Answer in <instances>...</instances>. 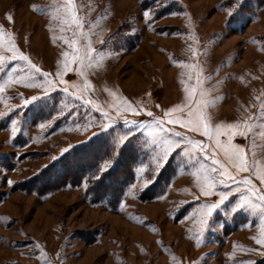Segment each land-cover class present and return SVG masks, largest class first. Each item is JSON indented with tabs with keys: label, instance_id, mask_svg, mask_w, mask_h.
Listing matches in <instances>:
<instances>
[{
	"label": "rangeland",
	"instance_id": "rangeland-1",
	"mask_svg": "<svg viewBox=\"0 0 264 264\" xmlns=\"http://www.w3.org/2000/svg\"><path fill=\"white\" fill-rule=\"evenodd\" d=\"M66 4L0 0V55H13L11 39L17 57L23 51L59 82L50 90L34 85L19 59L0 65L12 73L10 79L0 73V82L9 79L0 93V264H264L258 243L264 218L258 209L236 208L243 186L201 225V207L219 197L203 195L195 170L198 159L212 161L178 146L163 163L153 134L125 122L163 118L165 127L204 141L205 153L224 161L222 150H212L214 140L191 125L171 124V117L187 118L191 105L195 121L192 102L200 100L212 127L246 121L247 136L236 135L233 143L245 146L251 170L232 171L260 186L264 0H73L79 29L65 22ZM73 33L80 37L76 46L67 42ZM83 34L99 66L71 63L61 79L55 74L63 52L83 49ZM33 95L41 97L23 105ZM115 103L133 107L117 111ZM175 104L182 111L167 113ZM43 121L51 123L40 128ZM232 183L218 191H230Z\"/></svg>",
	"mask_w": 264,
	"mask_h": 264
},
{
	"label": "snow or ice",
	"instance_id": "snow-or-ice-1",
	"mask_svg": "<svg viewBox=\"0 0 264 264\" xmlns=\"http://www.w3.org/2000/svg\"><path fill=\"white\" fill-rule=\"evenodd\" d=\"M242 2V0H241ZM241 4V3H240ZM238 4L237 7L240 5ZM34 8H38V5H33ZM64 18L65 22L74 23L77 28L83 27V21L80 17H78L74 6L73 0H67V4L64 6ZM144 17L151 22L152 12L151 9H145ZM8 19L12 20V14L8 13ZM5 35V27L0 24V46H2ZM11 36V33L8 34ZM86 43L83 45V49L77 46L75 51H65L63 52L64 60L62 61V68L58 69L56 72V76H59L61 79L63 78L64 72L71 70L69 65L71 63L79 62V64L84 66H91V61L95 60L96 65L99 66V60H96L95 57H91L90 53H94L97 50L92 47L91 40L87 37V34H83ZM70 45L76 46L80 43V37L77 36L76 33H73V38L70 41H67ZM7 43L11 46V51L13 55L4 56L0 55V65H3L4 61H16L17 59L21 61L27 62L28 70L32 72L31 81L32 83L38 84L47 89H52L53 87H58L59 82L55 77L49 79L52 76L49 72H40V69L35 65L29 57L23 52L19 51V57L15 55L18 51L15 43L11 39L7 41ZM82 52V54H81ZM86 61L88 63L86 64ZM18 67V66H17ZM0 73H5L9 79L11 78L12 73L8 72L5 67L0 66ZM42 75L43 79L39 78V75ZM9 79H4L3 82H0V93L4 92L5 86L9 83ZM23 82V80H21ZM67 84V81H64ZM64 93H68L74 98L83 99V96H77L76 92L69 93V89L67 87L61 88ZM188 92L189 98L192 96V91L190 89H185ZM47 93L42 94L41 96L46 95ZM41 96L33 95L27 99L23 100V105H27L32 101L38 99ZM86 103L91 104V101H86ZM192 103L196 104L197 107L195 109L196 120L193 121L192 117L194 115L193 108L191 105L188 106V114L187 118H182L181 116H172L170 119L171 124L182 123L185 127L193 126V129L196 131H202L203 134L209 137V140H214L215 143L211 146L213 152L216 150H222L223 155L225 157L224 161L220 159H216L214 155H208L205 153V142L202 140H196L192 137L188 136L184 132H175V130L171 127H165L163 118H154L152 120H128L125 119V122L131 125H138L140 129L152 133V142L154 147L162 148V152L160 153V159L163 163L167 162V158L169 156L170 151L176 149L178 146H183V152L191 155L193 150H198L199 153H204L208 156V159L212 161V163H205L203 160L198 159L199 167L196 168V177L199 182L200 190L203 195L213 196L216 195L219 199L209 200L204 203V205L200 209V224L205 225L208 223V218L211 216L213 211L222 204V202L232 193H241V186H243V195H239L238 202L236 203V208L246 207L252 212H256L258 209L262 218H264V169L259 170V176L261 184L260 186L257 183L253 182L250 176H241L239 179L236 178L232 169L236 171H245L251 170L248 167L247 160V151L244 145L233 143V137L236 135L247 136L249 125L246 121H241L237 123H232L228 125H216L212 127L209 123V117L203 110L202 104L203 101L197 100ZM117 111L131 109L133 106L130 103H127L123 108L120 103H115L112 105ZM19 107V106H16ZM182 111L181 104H175L171 108L167 109V113H177ZM101 113L103 116L107 117L109 121L112 120L111 115L101 109ZM0 115H4V113H0ZM152 114L149 112V116ZM103 122V121H102ZM18 121L13 119L11 121L12 124V136L15 137L17 132ZM51 121H43L39 124L40 128H44L46 124H50ZM110 125L108 123H104V128H108ZM175 132V137L173 138V133ZM131 134V133H129ZM221 135L226 137L225 140H221ZM127 137H121V141ZM72 145H69V148ZM67 149H62L66 151ZM55 159V157H54ZM105 164H109V161H104ZM107 168L101 167L98 171L102 174L106 171ZM233 182L230 188V191L223 190L218 191L219 186H224L229 184V182ZM9 184H14L15 181L11 179L8 180ZM4 219H8L4 217ZM203 232V229H201ZM201 243L200 237H197V244ZM258 243L264 245V236H262ZM39 247V246H37ZM255 251H260V249H255Z\"/></svg>",
	"mask_w": 264,
	"mask_h": 264
}]
</instances>
